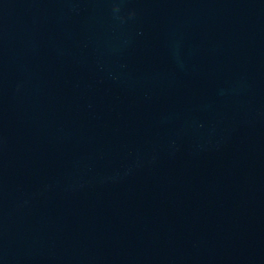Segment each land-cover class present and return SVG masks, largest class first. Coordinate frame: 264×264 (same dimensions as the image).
Wrapping results in <instances>:
<instances>
[{"label": "water", "instance_id": "1", "mask_svg": "<svg viewBox=\"0 0 264 264\" xmlns=\"http://www.w3.org/2000/svg\"><path fill=\"white\" fill-rule=\"evenodd\" d=\"M0 264H264V0H0Z\"/></svg>", "mask_w": 264, "mask_h": 264}]
</instances>
